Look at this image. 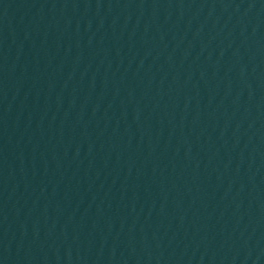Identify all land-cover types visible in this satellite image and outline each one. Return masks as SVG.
<instances>
[{
  "label": "water",
  "instance_id": "95a60500",
  "mask_svg": "<svg viewBox=\"0 0 264 264\" xmlns=\"http://www.w3.org/2000/svg\"><path fill=\"white\" fill-rule=\"evenodd\" d=\"M0 264H264V0H0Z\"/></svg>",
  "mask_w": 264,
  "mask_h": 264
}]
</instances>
